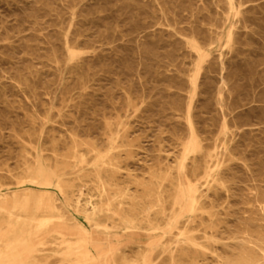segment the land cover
Returning a JSON list of instances; mask_svg holds the SVG:
<instances>
[{"label": "bare ground", "instance_id": "1", "mask_svg": "<svg viewBox=\"0 0 264 264\" xmlns=\"http://www.w3.org/2000/svg\"><path fill=\"white\" fill-rule=\"evenodd\" d=\"M248 1L211 0L216 15H210L211 7L203 6L210 18L204 21L207 27L193 26L187 34L172 29L195 57L187 79V102L174 100L171 105L175 112L182 110L183 119L177 121L185 126L186 133H175L179 150L174 163L159 162L151 171V182L138 183L145 191L141 200L121 186L128 135L123 131V118L105 121L107 146H99L89 134L81 137L73 132L72 143L61 152V138L45 135L43 130L27 134L33 155L24 154L23 170L11 174L15 186L0 184V264H51V258L58 264H161L159 256L169 258L165 264H198L197 256L209 253L218 264H264V197L259 192L251 202L253 214L236 228L226 230V235L219 236L225 230L216 221L220 213L216 209L218 200L225 194L231 196V178L238 173L235 164L250 175L255 170L247 161H236L237 152L242 150L239 128L250 121L239 110L244 104L241 95L251 92L252 101H261L260 119L264 114V36H255L259 32L250 28L244 14ZM77 5L74 2L71 7L67 28L60 29L66 57L60 59L53 50L50 61L55 63L59 76H63L67 64H72L71 71L83 88L88 62L81 47L78 24L82 19L78 16L82 13ZM254 53L261 57L256 59ZM239 61L244 65L238 66ZM216 76L222 83L214 107L206 104L198 108L199 94L213 89L212 82L204 79ZM246 76L249 86L237 83ZM34 90L33 87V93ZM66 99L63 97L62 106ZM86 102L81 98L77 106L84 108ZM109 104L115 110L130 111L141 109L147 101L145 97L137 101L128 97L124 105L113 100ZM54 108L52 102L48 109ZM205 112L212 114L205 116ZM49 121V117L31 119L34 125ZM253 138L251 141L262 142ZM43 139L52 145L53 160L41 147ZM131 156L127 152L126 157ZM260 161L264 162V156ZM259 172L264 174V168ZM90 180L95 181L93 187L87 186ZM89 194V198L85 197ZM127 199L135 201L128 210L124 205ZM139 235L153 239L133 258L125 253V246L134 243ZM225 238L232 241L222 242ZM217 243L222 244L223 251L214 248Z\"/></svg>", "mask_w": 264, "mask_h": 264}, {"label": "rangeland", "instance_id": "2", "mask_svg": "<svg viewBox=\"0 0 264 264\" xmlns=\"http://www.w3.org/2000/svg\"><path fill=\"white\" fill-rule=\"evenodd\" d=\"M74 2L82 13L78 16L82 19L78 28L88 62L83 88L71 71L72 64H67L63 76H59L55 63L50 61L53 50L58 52L60 59L66 57L60 29L67 28ZM205 5L211 7L210 15H216L211 0H0V184L15 186L11 174L23 170L24 154L33 155V144L27 134L43 130L45 135L61 138V152L72 143L70 134L73 132L81 137L89 134L99 146H107L105 121L121 117L126 121L123 131L128 134L124 146L127 151L122 156L121 186L126 187L130 196L141 200L145 191L138 183L151 182V171L159 162L174 163L179 150L175 133H186L185 126L177 121L183 119L182 110L175 112L171 105L174 100L182 104L187 102V79L195 57L172 29L187 34L193 26L207 27L204 21L210 18L204 13ZM244 6L250 28L259 32L255 36H264V0H250ZM115 29L118 31L114 32ZM253 56L261 57L260 53ZM237 65L244 63L239 61ZM247 78L240 77L237 83L249 86ZM204 81H211L213 89L199 94L197 107L209 104L213 108L222 82L218 76ZM251 95V92L241 95L244 104L239 110L250 121L239 128L242 150L237 152L236 161L239 164L247 161L255 170L250 175L241 165L235 164L238 173L231 178L234 179L229 190L231 196L222 195L217 202L216 209L220 213L216 221L225 230L220 237L253 214L251 202L257 192L264 197V174L259 172L264 168V162L260 161L264 156V114L260 119L261 101H252ZM63 97L67 99L62 106ZM128 97L133 101L145 97L147 105L127 111L115 110L109 104L113 100L124 105ZM81 98L87 100L84 108L77 106ZM52 102L55 108L50 110ZM211 114L205 112L203 115ZM46 117L50 118L47 124L31 122L32 118L41 121ZM253 137L262 142L251 141ZM247 145L248 150L243 151ZM51 146L46 139L41 142L45 155L53 160ZM127 152L132 156L126 157ZM94 182L88 181L87 186L93 187ZM85 197L89 198L90 194ZM86 201L85 198L83 202ZM127 201L124 205L128 210L135 201ZM204 216L208 221V216ZM152 239L146 235L135 237L134 243L125 246V253L136 258ZM214 248L223 251L221 243ZM197 258L198 264H218L211 253L199 254ZM159 259H163L161 264L169 260L165 256L157 257V261ZM50 263L58 264L53 258Z\"/></svg>", "mask_w": 264, "mask_h": 264}]
</instances>
